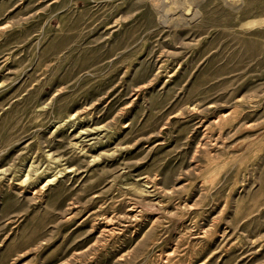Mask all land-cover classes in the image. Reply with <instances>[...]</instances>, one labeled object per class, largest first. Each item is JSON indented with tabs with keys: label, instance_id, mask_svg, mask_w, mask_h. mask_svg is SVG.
Segmentation results:
<instances>
[{
	"label": "rangeland",
	"instance_id": "rangeland-1",
	"mask_svg": "<svg viewBox=\"0 0 264 264\" xmlns=\"http://www.w3.org/2000/svg\"><path fill=\"white\" fill-rule=\"evenodd\" d=\"M0 264H264V0H0Z\"/></svg>",
	"mask_w": 264,
	"mask_h": 264
},
{
	"label": "bare ground",
	"instance_id": "bare-ground-1",
	"mask_svg": "<svg viewBox=\"0 0 264 264\" xmlns=\"http://www.w3.org/2000/svg\"><path fill=\"white\" fill-rule=\"evenodd\" d=\"M51 182H52V180H49L45 186L49 185Z\"/></svg>",
	"mask_w": 264,
	"mask_h": 264
}]
</instances>
